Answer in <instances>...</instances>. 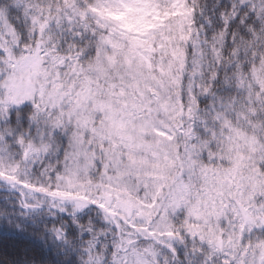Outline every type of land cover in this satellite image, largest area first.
Returning a JSON list of instances; mask_svg holds the SVG:
<instances>
[{"label": "snow or ice", "instance_id": "6c2138e0", "mask_svg": "<svg viewBox=\"0 0 264 264\" xmlns=\"http://www.w3.org/2000/svg\"><path fill=\"white\" fill-rule=\"evenodd\" d=\"M0 264H264V0H0Z\"/></svg>", "mask_w": 264, "mask_h": 264}]
</instances>
